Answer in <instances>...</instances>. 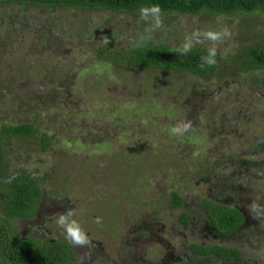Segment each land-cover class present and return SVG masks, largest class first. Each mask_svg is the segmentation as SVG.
I'll use <instances>...</instances> for the list:
<instances>
[{"label":"rangeland","instance_id":"obj_1","mask_svg":"<svg viewBox=\"0 0 264 264\" xmlns=\"http://www.w3.org/2000/svg\"><path fill=\"white\" fill-rule=\"evenodd\" d=\"M150 17L0 6V125L31 124L50 143L43 152L15 139L6 151L10 174L26 169L43 190L35 218L12 225L67 241L57 221L70 211L89 241L74 245L72 264L214 262L193 254L192 243L242 252L224 264H264V165L253 164L264 162V71L205 82L170 70H121L97 54L126 48L149 23L156 43L175 46L194 31L227 27L231 36L216 44L223 64L244 41L264 43V8L240 17L160 15L155 29ZM201 39L194 46H213ZM185 122L188 132L172 134ZM225 176L236 193L225 200L246 223L220 236L204 227L200 208ZM173 191L182 208L171 206ZM186 211L189 225L180 220Z\"/></svg>","mask_w":264,"mask_h":264},{"label":"trees","instance_id":"obj_2","mask_svg":"<svg viewBox=\"0 0 264 264\" xmlns=\"http://www.w3.org/2000/svg\"><path fill=\"white\" fill-rule=\"evenodd\" d=\"M153 5H158L161 8L160 15L164 16L207 14L211 17H240L264 8V0H0V6H16L21 10L35 7L51 12L58 9H74L108 11L121 15H140L142 8H151ZM150 16L149 20L153 23ZM151 23L144 32H140L135 39L131 40L126 48L107 45L102 50H98L99 59L121 70H170L196 76L205 82L220 81L229 72L246 75L264 71L263 41L260 43L244 41L227 61L222 62L223 64L216 56L215 66L205 65L201 68L202 58L208 54L207 48L194 46L189 53L181 54L178 49L182 46L156 43L153 36H150ZM113 38L119 39L114 35ZM15 139L36 142L43 152L50 146L47 135L40 133L31 124L0 125V221H2L0 264H72L77 254L67 241L52 237L40 239L31 234L22 235L12 225L13 220L16 222L33 220L43 198L42 182L32 172L26 169L16 170L12 174L9 172L6 151L14 149L12 144ZM216 163H219L218 160ZM253 164L261 167L264 162L257 161ZM221 179L223 183L221 180L214 186L216 194L201 201L202 215H200L206 222L204 227L211 228L216 235L227 236L243 228L246 216L236 206V202H226L225 192L228 191L227 193L233 195L236 193L230 188V177L225 176ZM171 204L175 209L182 208L184 205V199L177 191L171 193ZM260 212L264 216V206ZM191 215L192 212H183L180 216L181 222L189 225ZM2 225L7 229H4ZM186 247L196 256L213 258L214 262L208 264H224V261L232 262L242 256L238 248L214 244L192 243ZM193 264L199 263L193 260Z\"/></svg>","mask_w":264,"mask_h":264},{"label":"clouds","instance_id":"obj_3","mask_svg":"<svg viewBox=\"0 0 264 264\" xmlns=\"http://www.w3.org/2000/svg\"><path fill=\"white\" fill-rule=\"evenodd\" d=\"M161 8L158 5H153L151 8H142L141 9V17L145 20L149 18V15L155 18V23L153 25V29L160 28L162 26V20L160 18ZM231 36L230 30L225 27L220 31H194L190 36L186 37V41L183 44L182 48L178 49L181 54L189 53L196 43H202V39L210 40L213 42V46L208 49L207 56L202 58V63L200 64L201 68H204L205 65L212 67L217 64L216 56H217V42H223L224 39L229 38ZM191 122H185L182 124H178L171 129L172 134L182 135L191 129ZM72 213L69 211L66 214L60 215L57 223L58 225L64 229L65 238L67 242L71 244V246L75 249L74 245H85L87 244L88 237L86 233L81 228L80 224L76 220H69V217ZM96 223H100V219L97 218ZM53 238V237H52ZM56 238V237H55ZM70 242H69V241ZM75 251V250H74ZM76 252V251H75Z\"/></svg>","mask_w":264,"mask_h":264},{"label":"flooded vegetation","instance_id":"obj_4","mask_svg":"<svg viewBox=\"0 0 264 264\" xmlns=\"http://www.w3.org/2000/svg\"><path fill=\"white\" fill-rule=\"evenodd\" d=\"M75 249H76V248H75ZM75 249H74V250H75Z\"/></svg>","mask_w":264,"mask_h":264}]
</instances>
